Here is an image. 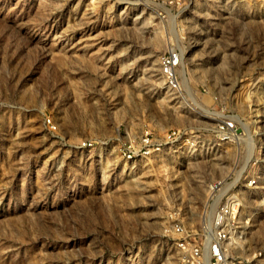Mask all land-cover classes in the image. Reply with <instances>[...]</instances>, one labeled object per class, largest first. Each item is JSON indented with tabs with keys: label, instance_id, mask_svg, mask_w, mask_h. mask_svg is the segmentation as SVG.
<instances>
[{
	"label": "rangeland",
	"instance_id": "1",
	"mask_svg": "<svg viewBox=\"0 0 264 264\" xmlns=\"http://www.w3.org/2000/svg\"><path fill=\"white\" fill-rule=\"evenodd\" d=\"M172 46L188 103L161 75ZM179 126L195 154L121 153ZM229 195L232 263L264 264V0H0V264H186L173 225L207 242Z\"/></svg>",
	"mask_w": 264,
	"mask_h": 264
},
{
	"label": "built area",
	"instance_id": "2",
	"mask_svg": "<svg viewBox=\"0 0 264 264\" xmlns=\"http://www.w3.org/2000/svg\"><path fill=\"white\" fill-rule=\"evenodd\" d=\"M182 48L172 46L160 56V71L166 87L178 98L187 101L191 99L185 88L183 76L180 73L182 65ZM237 129L233 117L219 119L209 130L219 140H228L235 135ZM93 142V141H92ZM92 142H82L83 145H93ZM200 136L192 127L179 126L170 128L161 137L156 136L152 129L146 128L138 137L128 138L121 149L122 155L128 160L147 157L166 149L183 148L186 153L195 154L202 146ZM226 180H216L210 184L212 190H220ZM253 178L249 185H254ZM241 203L237 195L226 196L225 201L218 204L214 218V230L206 241L197 240L201 234L196 230L186 228L181 222L173 225L177 236V245L182 259L186 264H233L231 249L243 232L238 221Z\"/></svg>",
	"mask_w": 264,
	"mask_h": 264
},
{
	"label": "bare ground",
	"instance_id": "3",
	"mask_svg": "<svg viewBox=\"0 0 264 264\" xmlns=\"http://www.w3.org/2000/svg\"><path fill=\"white\" fill-rule=\"evenodd\" d=\"M184 55H185V53L183 54L182 59H183Z\"/></svg>",
	"mask_w": 264,
	"mask_h": 264
}]
</instances>
